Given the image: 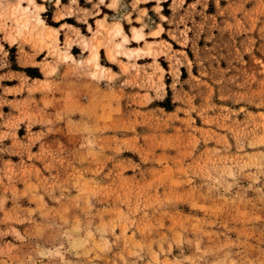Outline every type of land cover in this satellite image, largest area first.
Returning <instances> with one entry per match:
<instances>
[{
	"label": "rangeland",
	"instance_id": "374dc122",
	"mask_svg": "<svg viewBox=\"0 0 264 264\" xmlns=\"http://www.w3.org/2000/svg\"><path fill=\"white\" fill-rule=\"evenodd\" d=\"M45 10L0 0V264H264V0H174L144 45Z\"/></svg>",
	"mask_w": 264,
	"mask_h": 264
},
{
	"label": "crops",
	"instance_id": "0c3cea01",
	"mask_svg": "<svg viewBox=\"0 0 264 264\" xmlns=\"http://www.w3.org/2000/svg\"><path fill=\"white\" fill-rule=\"evenodd\" d=\"M37 1L46 6L44 12H47L49 8L52 9V18L55 21L54 26L59 27L60 29L61 42L66 34L75 37V29H79L81 33L90 36L92 32L97 29L99 23H104V25H116L115 20L119 19L122 22V33L125 29V31L131 35V28H134L133 38L134 40L139 41V43L132 42L133 45H144L146 39L148 41H161L165 39L164 34L167 30H170L167 25L171 24L168 22L171 18V12L169 13L165 10L166 8L172 9V4L174 2V0H161V2H158L157 0H59L60 3L56 4L57 0ZM158 4L162 5L160 10L156 9ZM70 7L74 10L71 15L67 14ZM60 12H66V15L60 19H56V15ZM162 15L166 18H161ZM159 23L163 26L160 35H150V32L156 29ZM64 24L65 26L63 27L62 25ZM89 25L91 26V30L88 28ZM115 27L116 26L113 28L114 33ZM141 28L143 29V33L139 31ZM136 32L142 33L143 37L139 40L135 39L134 36ZM75 49L79 51V55L86 54L78 44L72 48V51ZM103 55L106 56L104 49H102L101 52L102 58ZM75 56L77 55L75 54ZM147 58L149 59V57ZM143 59L146 60V58Z\"/></svg>",
	"mask_w": 264,
	"mask_h": 264
},
{
	"label": "bare ground",
	"instance_id": "6f19581e",
	"mask_svg": "<svg viewBox=\"0 0 264 264\" xmlns=\"http://www.w3.org/2000/svg\"><path fill=\"white\" fill-rule=\"evenodd\" d=\"M31 2H33V0H31ZM29 9V7H24V11H27ZM28 12V11H27ZM25 13V12H24ZM21 14V13H20ZM28 19L30 20V16L29 15H24V17H22V21L23 22H26L28 21ZM34 19L36 20V22L40 23V24H44V21L43 19L41 18V16L39 14H37L36 16H34ZM30 22V21H29ZM28 23V22H27ZM115 35H120L122 33V26L120 23H116L115 25ZM43 31V30H42ZM50 31L51 33L53 32H56V29H53V28H50ZM48 33V32H47ZM51 35V34H50ZM135 39L139 40L143 37V34L142 33H139V32H136L135 33ZM124 42H128L129 39H128V36L125 35L124 36V39H123ZM119 45V44H118ZM91 56H90V61H94L96 63H98L99 59H100V52H99V49H98V46L94 45L92 48H91ZM133 55V53H132ZM100 66V65H99Z\"/></svg>",
	"mask_w": 264,
	"mask_h": 264
}]
</instances>
